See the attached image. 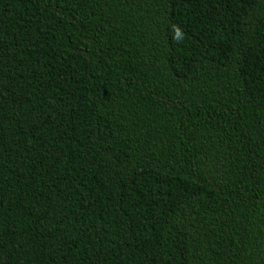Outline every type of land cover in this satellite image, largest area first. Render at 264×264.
<instances>
[{
  "label": "trees",
  "instance_id": "1",
  "mask_svg": "<svg viewBox=\"0 0 264 264\" xmlns=\"http://www.w3.org/2000/svg\"><path fill=\"white\" fill-rule=\"evenodd\" d=\"M0 264H264V0H0Z\"/></svg>",
  "mask_w": 264,
  "mask_h": 264
}]
</instances>
